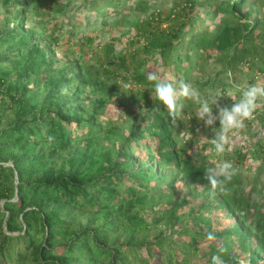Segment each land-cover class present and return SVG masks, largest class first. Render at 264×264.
Masks as SVG:
<instances>
[{
    "label": "trees",
    "instance_id": "16d2710c",
    "mask_svg": "<svg viewBox=\"0 0 264 264\" xmlns=\"http://www.w3.org/2000/svg\"><path fill=\"white\" fill-rule=\"evenodd\" d=\"M63 1L0 0V264H211L220 246L226 264H264V197L251 196L258 173L247 194L242 185L248 154L226 153L237 173L213 193L204 172L217 162L203 153L193 161L180 141L183 129L196 128L184 117L196 104L185 99L173 122L146 79L155 71L207 94L220 62L230 76L253 69L247 86L264 81V66H255L264 58V0H165L158 11L153 0ZM110 16L128 21L119 46L113 34L105 44L78 37L77 25L101 18L105 26ZM235 80L222 90L239 95ZM261 103L243 132L262 136L264 160ZM134 116L113 153L58 164L74 143L120 139L121 123ZM218 215L228 218L224 225Z\"/></svg>",
    "mask_w": 264,
    "mask_h": 264
},
{
    "label": "rangeland",
    "instance_id": "374dc122",
    "mask_svg": "<svg viewBox=\"0 0 264 264\" xmlns=\"http://www.w3.org/2000/svg\"><path fill=\"white\" fill-rule=\"evenodd\" d=\"M165 0H153L152 4V9L155 10H160L162 9V7H164L165 4H163ZM61 2H64L63 0H61ZM168 2V1H167ZM261 8L262 11H264V2L261 4ZM113 14V13H111ZM108 22H111L108 25H103L102 24V20L101 18H99L98 20L96 19H92L89 26L85 27L83 24H79L76 26L75 31L78 32V37L81 36V33H86L87 35H98V40L103 41L104 44L106 41L110 40V36L113 34L115 35L118 39L120 38V40H117V44L119 46L120 43H123L122 41V37L125 33V31L128 30V21L121 25L118 22L114 23V21L116 20V18L114 16H110ZM132 19V16L129 18ZM120 20V18L118 19ZM124 20V19H123ZM125 21V20H124ZM123 22V21H122ZM86 28V30L84 31V29ZM65 29H67L66 25H65ZM81 31V32H79ZM77 39H75L74 42L71 43L72 47H78L76 44ZM103 44V46H104ZM67 48V45H65V47L63 48V51H67L65 50ZM100 56L104 57V51H100L99 52ZM54 54H51V56ZM62 53L59 54V52H57L56 54V58L59 59H63V61L65 60V57L61 56ZM258 59V58H257ZM256 64H260L261 66H264V58L259 59L258 61H255V66ZM243 69L245 72H247L248 68L247 66H244V68L242 67H236L235 68V76L233 75H228L226 74V72L223 70V64L219 63H215L214 67L210 69V74L209 77H212V79H216L218 82L217 84H215V82L213 84H215V86H213L212 90L214 89H218L217 91L214 92V94H217L216 92H218L219 96H221L218 99V103L221 106H226V102L229 99L228 97V93L231 92L233 94L232 98L238 99L239 95L237 94V92L234 90L232 91L231 88L228 89L226 92L222 90V85H229L231 84V79L234 80V78L236 79L235 81V86L234 88L237 87V89L239 88H246V84H247V77H252L254 74V70H249L248 72V76L243 74ZM218 72L220 74H218ZM207 77V75L205 76ZM256 77V76H255ZM257 82L255 84H261L264 83L262 77H256ZM123 80H119V83L122 84ZM129 86H134V84L132 82H128L127 83ZM86 94L90 95L93 93V90H91L90 86H87L86 88ZM207 88H204V90L206 91ZM209 89V88H208ZM211 90V89H209ZM211 90V91H212ZM43 91V90H42ZM208 91V90H207ZM93 95V94H92ZM97 95V94H94ZM238 95V96H235ZM237 97V98H236ZM261 103V102H260ZM262 104V103H261ZM260 104V105H261ZM110 107L112 108V106L110 105ZM2 108L4 109V107L2 106ZM198 109V105L196 104V106L194 107V111L193 113H191L190 111H187V114L184 116L186 118V123L190 126V125H196L195 130H193L192 132L187 131L186 129H183L180 134H181V143L184 145V151L186 152L185 154L188 155L193 161H198L199 160V154L203 153L204 155L208 156V158L212 161H216L218 162L219 159H221L220 157H217L214 149H213V145L210 143V139H212L215 135L213 129L208 128L204 125L203 121H200L196 118V112ZM7 112L8 115H10V113H12V109L10 107L7 108ZM213 112H216V108H213ZM260 114V111H259ZM137 117H131L130 120H125L123 123H121L120 126V139H114L111 137H104L101 140H99V142H95L92 146H90V143L86 142V141H81V142H77L74 143L70 146V151H68L67 153H65L62 157H60L58 159V164L59 165H65V168L69 167V164L67 162V159L69 157H71L73 155V157L75 159H77L78 161H84L83 163L87 164L88 162H93L97 157H104L102 154L105 153L106 151H110L111 153H113L114 151H116L117 146L119 144V141L123 140L126 138L127 134L129 133L130 130V124L132 123H136L137 121ZM8 120L6 121L7 124ZM219 121H217L215 123V128H219ZM218 130V129H217ZM262 136L257 135L255 138H253V136H251L250 134H247V132H243V130L237 131L234 134H232L231 137V144H230V148L232 153L239 147H243L244 151L248 154V158H247V163L246 165L243 167V176H242V185L244 187V190L247 194V192L250 191L251 187H248L255 179V174L258 173L259 175V182L257 183L256 186V190H252V200L254 201H259L260 197H264V160L261 159V155H263V153L260 152V150H257V148L259 149V146L256 144V142L259 139H263L261 138ZM44 149H47L48 145H43ZM255 148V151H253V149ZM258 152V153H257ZM259 154L258 157H256ZM3 204V201H0V205ZM258 206H260L261 208L264 209V199L260 200V203H258ZM227 217L225 215H221L217 217V221L218 223H223L222 225H224L227 221ZM164 223V222H162ZM166 227V226H165ZM5 228V226H4ZM167 228V227H166ZM167 232L169 233L171 232V230L166 229ZM157 229L156 228H152V234L149 237L150 239L154 238V234L157 233Z\"/></svg>",
    "mask_w": 264,
    "mask_h": 264
},
{
    "label": "clouds",
    "instance_id": "9594fccd",
    "mask_svg": "<svg viewBox=\"0 0 264 264\" xmlns=\"http://www.w3.org/2000/svg\"><path fill=\"white\" fill-rule=\"evenodd\" d=\"M146 79L152 84L155 99L158 100L167 110L169 116L175 122L182 114L184 100H191L198 105L196 118L203 121L204 125L213 129L215 135L210 139L214 152L219 161L214 167L208 168L204 172V178L211 186L213 193L226 191V185L231 182L237 173L234 162L223 157L231 151V137L237 131L246 127V121L254 119V113L264 101V84H254L243 88L239 92V99L234 101L231 106H221L218 99L219 94H213L211 90L207 94H202L190 83L183 79L175 80L165 77L157 72H149ZM61 94L69 95L68 87L61 88ZM232 99L233 94L228 93ZM213 107L216 112H213ZM219 121V128H215V123ZM218 129V130H217ZM49 144L55 141V136L43 132ZM208 241H216L214 233L207 234ZM227 249L223 246L218 248V253L211 257V264H226L223 253ZM237 264H251L250 258H240Z\"/></svg>",
    "mask_w": 264,
    "mask_h": 264
}]
</instances>
